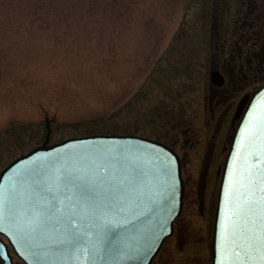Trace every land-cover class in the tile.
<instances>
[{
    "label": "rangeland",
    "instance_id": "rangeland-1",
    "mask_svg": "<svg viewBox=\"0 0 264 264\" xmlns=\"http://www.w3.org/2000/svg\"><path fill=\"white\" fill-rule=\"evenodd\" d=\"M54 1L62 12L42 26L35 10L0 0V173L45 142L48 121L49 144L99 133L162 141L181 156L185 206L152 264H212L217 171L241 98L264 82V0H95L92 12L89 1ZM105 108L115 116L95 119Z\"/></svg>",
    "mask_w": 264,
    "mask_h": 264
},
{
    "label": "water",
    "instance_id": "water-1",
    "mask_svg": "<svg viewBox=\"0 0 264 264\" xmlns=\"http://www.w3.org/2000/svg\"><path fill=\"white\" fill-rule=\"evenodd\" d=\"M211 80L219 87L226 81L219 69L212 70ZM237 119L219 193L212 264H264V83L241 99L233 123ZM50 135L48 121L45 142L1 172L0 233L27 264H37L10 212L30 215L41 210L48 194L37 189V181H54L66 169L99 171L119 186L107 200L113 207L101 214L110 230L101 237L99 227H93L90 236L62 244L58 241L64 225L53 218L48 231L35 238L46 245L40 264H151L183 210L185 182L177 151L135 134H91L49 144ZM117 205L124 210L118 211ZM0 252L5 264H12L2 239Z\"/></svg>",
    "mask_w": 264,
    "mask_h": 264
},
{
    "label": "snow or ice",
    "instance_id": "snow-or-ice-1",
    "mask_svg": "<svg viewBox=\"0 0 264 264\" xmlns=\"http://www.w3.org/2000/svg\"><path fill=\"white\" fill-rule=\"evenodd\" d=\"M36 183L40 192L48 194L41 210L30 215L11 211L10 215L22 241L32 249L37 264L42 260L46 245L35 243V238L48 231L53 218L57 225H64L58 241L62 244H73L82 237L90 236L89 230L93 227H99L101 237L110 230L108 222L102 221L101 214L106 208L110 210L113 207L107 202L110 193L119 188L113 177L104 176L99 171L92 174L80 169H66L54 181ZM116 199L119 201V197ZM3 204L4 201L0 200V219L3 218ZM117 210L124 209L117 205ZM97 221H101L100 225ZM260 244L264 246V235L260 237ZM261 258L264 259V256Z\"/></svg>",
    "mask_w": 264,
    "mask_h": 264
},
{
    "label": "trees",
    "instance_id": "trees-1",
    "mask_svg": "<svg viewBox=\"0 0 264 264\" xmlns=\"http://www.w3.org/2000/svg\"><path fill=\"white\" fill-rule=\"evenodd\" d=\"M85 1H89L90 6L88 10L92 12V10L94 9L95 0H85ZM18 6L25 7L24 11H27V12L24 15H28V16H30L32 12L35 10L36 13H38L37 19L40 18V20H42L41 21L43 24L42 26L44 25L49 26L50 24L49 11H52V8H53V11L57 10V14L62 12V11H59V9H62V8H58V7L56 8L57 4L55 3L54 0H18ZM44 9H47V10L44 11ZM114 114H115L114 112L110 111V108L109 109L105 108L102 110L101 113H99L98 117H95V119H98V118L110 119L113 116H115Z\"/></svg>",
    "mask_w": 264,
    "mask_h": 264
},
{
    "label": "flooded vegetation",
    "instance_id": "flooded-vegetation-1",
    "mask_svg": "<svg viewBox=\"0 0 264 264\" xmlns=\"http://www.w3.org/2000/svg\"><path fill=\"white\" fill-rule=\"evenodd\" d=\"M260 70H262V69H260ZM225 77H226V75H225ZM259 78H264V75H257V76H255V79H259ZM232 123H233V120H232ZM235 124H236V122L234 123V126H235ZM232 126H233V124H232ZM226 148L227 147L224 146L223 147V150L225 151ZM224 165H225V163H224ZM224 165H223V167L221 166L222 168L220 166L218 168L217 174L220 175V176H222L223 169H224ZM201 197H202V199H201V207H200V209H201V212L203 213L204 212V210H203V203L205 201L204 200L205 198L203 197V195ZM184 206H185V202H184ZM175 231H176V222H175ZM175 231H174V233H175ZM0 238H4L5 239V237L2 234H0ZM10 251H11V254L13 255V264H15V260L16 259H15L14 251L12 250V248H10ZM0 264H5V259L3 258V256L1 255V253H0Z\"/></svg>",
    "mask_w": 264,
    "mask_h": 264
}]
</instances>
